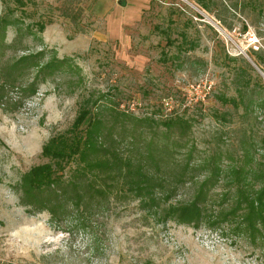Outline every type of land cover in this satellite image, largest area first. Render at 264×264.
<instances>
[{
	"label": "rangeland",
	"instance_id": "374dc122",
	"mask_svg": "<svg viewBox=\"0 0 264 264\" xmlns=\"http://www.w3.org/2000/svg\"><path fill=\"white\" fill-rule=\"evenodd\" d=\"M261 2L0 0V16L14 11L29 30V51L45 50L43 61L66 60L64 71L48 77L21 107H0V264H264V240L230 227L162 223L137 200L107 191L91 214L51 224L46 211L26 212L12 189L46 161L42 146L71 126L86 99L115 136L143 131L149 140L162 133L161 102L166 98L181 110L192 97L184 134L177 136L194 147L193 158L223 171L256 166L264 109L241 104L238 88L244 81L264 87V73L247 54L264 48ZM14 34L7 27V41ZM208 85L205 101L195 102ZM144 116L156 122L143 126L138 119ZM225 184L220 181L217 192ZM193 191L186 185L171 201H187Z\"/></svg>",
	"mask_w": 264,
	"mask_h": 264
},
{
	"label": "trees",
	"instance_id": "16d2710c",
	"mask_svg": "<svg viewBox=\"0 0 264 264\" xmlns=\"http://www.w3.org/2000/svg\"><path fill=\"white\" fill-rule=\"evenodd\" d=\"M20 21L14 11L0 16V107L5 112L21 107L48 77L64 71L66 61L56 57L43 61L45 50L29 51L24 43L29 30ZM9 26L15 34L7 41ZM18 52L22 54L15 56ZM247 54L255 69L264 73V48ZM258 88L244 81L238 88L239 102L264 109V87L260 83ZM164 100L163 114L156 123L162 133L149 140L142 139L143 131L115 136L104 113L95 110L93 114L90 99L84 100L71 126L53 134L42 146L46 161L32 166L13 185L19 204L30 214L46 211L50 223L60 225L68 218L91 214L97 198L107 191L137 200L141 210L162 223L221 231L230 227L252 241L264 240V139L256 166H232L227 171L217 164L209 167L206 160L193 158L194 147L181 143V135L177 136L184 134L190 102H183L178 110L179 104L174 106L173 101L167 109ZM224 100L237 104L234 99ZM138 120L143 126L156 122L148 116ZM220 181L227 184L217 192ZM186 185L194 188L189 200L172 202Z\"/></svg>",
	"mask_w": 264,
	"mask_h": 264
},
{
	"label": "built area",
	"instance_id": "2783aa9c",
	"mask_svg": "<svg viewBox=\"0 0 264 264\" xmlns=\"http://www.w3.org/2000/svg\"><path fill=\"white\" fill-rule=\"evenodd\" d=\"M204 87H207V92H205V93H203L202 95H199L200 97H195V101L197 102V101H202V102H204L205 101V99H206V94L208 93V91H209V89H210V86L208 85V86H204ZM187 99H188V101H192V97L191 98H188L187 97ZM164 104V106L167 108V109H170L171 108V101L170 100H164V102H163Z\"/></svg>",
	"mask_w": 264,
	"mask_h": 264
}]
</instances>
